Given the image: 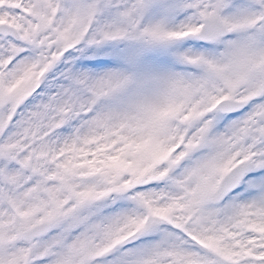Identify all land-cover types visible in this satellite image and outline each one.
<instances>
[{"label":"rangeland","instance_id":"374dc122","mask_svg":"<svg viewBox=\"0 0 264 264\" xmlns=\"http://www.w3.org/2000/svg\"><path fill=\"white\" fill-rule=\"evenodd\" d=\"M127 1L0 0L23 37L0 38V264H264V52L239 61L264 0L187 3L176 44L155 32L172 30L176 0H137L138 43ZM206 17L230 36L197 41ZM223 97L252 103L225 118ZM245 161L239 190L206 206ZM46 220V238L18 242ZM133 231L140 242L115 249Z\"/></svg>","mask_w":264,"mask_h":264},{"label":"bare ground","instance_id":"6f19581e","mask_svg":"<svg viewBox=\"0 0 264 264\" xmlns=\"http://www.w3.org/2000/svg\"><path fill=\"white\" fill-rule=\"evenodd\" d=\"M156 0H151L150 4L154 2L155 4ZM178 8L175 12H173L172 19L174 22V26H172V30H169V26L166 28V24L163 23L162 25L158 26L157 31H155L158 35L155 34L153 31V34L156 36H159L160 34H165L166 37L169 38L170 44H176L178 42H175V40L185 31L183 30L185 26V22L188 20V14H191V9L186 8L187 3H194L196 0H176ZM167 4H176L171 3V1L166 0ZM222 4H224L225 0H219ZM204 3V0H202V4ZM145 5V4H144ZM144 5L138 3L137 0H129L126 3V10L128 8V19L131 22L130 29L133 30L130 31L133 33V41L134 43H138L140 38H145V34L147 32V26L150 24L148 19L144 18L143 15V8ZM204 5V4H203ZM193 11H196V9H193ZM137 28L138 31H137ZM171 31V33L169 32ZM185 39L183 36L181 37ZM242 44H243V52L241 54L242 60L241 66L245 67V65L248 63L251 56H254L256 54L264 52V29L262 26L260 27H250L246 28V30L242 33ZM229 50L227 53L221 54L224 55L226 58H229ZM263 62H264V56H263Z\"/></svg>","mask_w":264,"mask_h":264},{"label":"water","instance_id":"95a60500","mask_svg":"<svg viewBox=\"0 0 264 264\" xmlns=\"http://www.w3.org/2000/svg\"><path fill=\"white\" fill-rule=\"evenodd\" d=\"M221 22L217 19H208L206 22V28L205 31L202 32L200 35H197V38H199L201 41L205 42H214L219 37H224L225 35H228L229 32L220 24ZM18 32L15 28L11 26H0V35L7 38V37H13L17 42L21 41V38ZM249 101L246 103L237 102L234 100H226L220 105V111L223 114H232L235 112H238L242 109H244L248 105ZM243 170H240V168H235L231 173L228 174L226 179L223 180V183L221 185V188L219 189V192L212 197L210 200H208V204H218L220 203L225 196L232 192L240 183L241 178H243ZM52 228L51 222H43L38 225H35L31 228V230H26L21 237V241H27V242H33L36 239L42 238L45 236L50 229ZM139 233H136L135 235H132L125 239L121 244L120 247L129 246L135 242H137L140 238ZM218 264H223L221 260L218 261Z\"/></svg>","mask_w":264,"mask_h":264}]
</instances>
